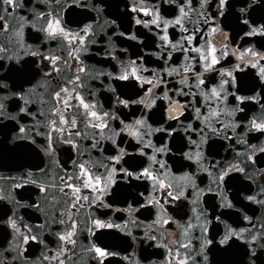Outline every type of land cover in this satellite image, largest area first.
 Here are the masks:
<instances>
[{"label": "flooded vegetation", "instance_id": "1", "mask_svg": "<svg viewBox=\"0 0 264 264\" xmlns=\"http://www.w3.org/2000/svg\"><path fill=\"white\" fill-rule=\"evenodd\" d=\"M18 2H22L24 6L10 9V13H5L3 6L0 5V17H4L3 22L8 24L7 29L0 28V49H7V54L0 52V57H2L0 64L4 65V69L0 70V78L5 77L8 68L13 64L19 67L25 60L30 62L31 68L35 71L24 80L13 76L12 79L6 81L8 87L0 89V94L14 91H22L28 94L31 100V103L27 105L28 109L35 112L40 120H44V116H40V112L43 111L46 114L47 107L41 108V100L46 99L50 91L56 88V82L52 78L44 76L43 67L48 64V61H41L40 56L22 55L19 63L16 62L15 56L19 52L20 40L16 32L20 15L31 19L36 10L52 11L54 14L62 15L65 20L71 17L73 20L79 21L78 24L66 25L72 31L83 28L84 24L92 25V32L86 38L90 42L85 45L89 51L80 54L88 69V76L85 77L87 87L84 89L86 97L89 92H94V99L103 110L121 109L127 114L128 121H134L142 112H146L149 116L156 113L157 122L153 124L154 128L160 126L167 128L171 124L176 129L171 136L167 133L154 132L152 141L157 145L161 142L166 143L172 148L171 152L163 154V158L168 160V166L173 173L171 182L181 186L186 185L185 197L175 203H165L161 194L160 200L163 204V209H161L158 205L146 203L147 193L151 191L149 181H130L118 178L116 184L113 185L115 193L109 192L106 195L109 202L114 201L112 208L94 209L92 215L93 218L99 217L120 227L96 229L90 235L82 223L81 231L75 237V245L67 246L71 252L66 254L65 264H99L94 252L91 251L93 243L106 247L110 252L119 253L117 256L106 257L104 264H151L152 261H163L166 249L157 247L156 241L149 239L150 236H155L157 240L173 247L177 246L178 242L188 243L191 241V248L188 249V252L192 255L193 260L199 261L200 264H214V261L215 264H252V261H255V264H264V248L258 246L260 238H264V192L261 191L264 189V152L257 150L264 147V132L246 130L251 120L255 119L258 122L264 120V82H261L259 78V67H251L253 61L264 62V55L256 58L251 56H248L247 59L239 58L240 53L247 48L264 53V36H246L244 33L249 30V27L242 22L247 17L249 21L255 20L257 25L264 24V0H227V4L231 7L224 9L225 16L219 15L217 0H209L207 15L216 13V16L215 20L209 21L208 24L204 22L206 17L197 16V13L202 11L199 8V0H193L192 7L195 10L189 12L188 17L185 18L184 23L189 32L199 28L198 31H195L193 45L190 47L206 49L209 41L218 50L225 44L228 46V55L220 56L215 70L205 72L199 64H192V67L205 77V85H202L201 88L207 91L213 84H219L218 71L221 67L233 68L239 64L242 71H234L233 75L243 80L251 90L238 94L257 96L256 100L239 102L235 100L234 95H229L225 104L218 106L232 109L239 105L243 110L235 111L231 116L222 115L219 118H212V124L217 128L220 127L221 123L225 125L232 122L238 123H236L235 131L232 127H226L220 130L219 135H213L207 130L204 131L207 141L200 143V149L203 152L202 162L188 160L184 157L183 153L190 149L193 150L192 155H195L196 144L191 143L189 136L197 143L201 140L200 132L191 130L185 132L184 129L189 122L192 123L194 129H202L204 126L200 119L195 118L196 113L192 107L186 105L182 107L175 103L177 100L187 101L188 104L193 105L199 102L198 106L201 107L202 113L209 111L207 104L203 102V97L200 95V89L193 88L196 93L195 96L185 95L188 91L187 88H184L183 92L179 94L175 92L176 88L182 87L180 84L182 78L194 80L195 74L189 73L187 77H182L175 74L169 75L168 71H164V69L171 70L182 63H187L184 60V53L174 51L167 63L154 56L152 53L159 51L156 47V43L159 41L154 32L134 23L129 26L127 20L122 16L125 12V3H130L131 0H81L84 4L90 2V6L80 8L72 5L71 13L65 7V0H18ZM157 6L162 7V9H177L176 4L165 3L164 0H159ZM242 7L247 9L243 14L240 12ZM178 14V9L172 13L173 16ZM131 15H140L144 19H150L149 16H144L142 13H132ZM122 21L128 26L129 32L137 34L142 32L144 33L143 37L134 41L128 36H121L120 32L123 31V28L120 25ZM212 24L218 25V30L212 31L210 28ZM168 31L170 39L173 41L186 35L176 26H170ZM23 40L26 46L31 45L32 51L39 48L44 54L51 52L70 61V66L65 65L63 60L60 62L61 73L58 79L61 83L66 78H70L75 71L76 65L68 57V49L63 46L60 38L46 41L43 33L32 28L31 24H26L23 29ZM145 44H150V47L145 48ZM111 54H114L116 59H113ZM74 55L75 53H73ZM162 55L166 57L167 53H162ZM188 55L198 58L199 54L190 51ZM8 56H12L13 59L9 60ZM139 57H143V61ZM130 59H136L137 64L143 63L147 66L148 71L143 72L145 77L153 76L154 73L156 77H161L162 80L166 81V83H157L154 80L153 84L144 83L142 86L137 83L136 90L144 96L146 103L150 97L155 95L156 103L152 109H145L143 105H130L128 108H123V106L115 104L116 93L107 87L108 84L115 86L118 83H124L110 79L107 73L118 72L120 62L126 64ZM97 73H103V75L97 76ZM52 75L55 76L56 74L53 73ZM13 83L17 87L12 88ZM225 87L228 88L229 93L235 91L230 84L225 85ZM149 88L151 91L145 93V90ZM119 91L117 89V92ZM165 91H167L169 100L164 99ZM135 98L133 97V99ZM13 101H15L16 106H13ZM170 101L172 108L180 109L181 114L177 120L169 118L174 115L169 108ZM23 103L13 96L5 101L8 111L15 114L20 123L26 127L37 126V117L31 116L27 112L19 113V106H23ZM133 108L137 109L135 114L132 113ZM20 117L23 119L21 120ZM118 117V119L109 121V129L105 130L106 136L110 134L112 128L122 129L124 127L123 124H120V119L124 117L119 116V113ZM149 122L151 123V121ZM15 124L16 121L10 123L9 119L0 117V196L9 197V199H0V220L7 219L3 215V211L6 209L7 214L14 215L19 223L28 224L32 228L31 234L38 235L44 240V243L29 241L21 246L18 241L13 239L12 229L8 228L6 224L0 223V264H55V262L44 260L43 256L56 253L60 243L54 231L49 230L47 223L52 213L58 211L54 207L57 201L50 200L49 196L55 194L58 197V193L51 191L40 193L35 184H24L20 188L14 186L21 183V178L26 176L29 171L32 172V179L41 182L47 181V176L63 174V167L70 166V155L74 156L76 153L70 150V146L63 144L56 134L53 135V151L45 153L41 146H46V137L44 135L36 136L34 132L31 135L35 137L36 144H32L27 150H16L14 149L15 144H28L30 141L13 139L18 134L17 128L12 127ZM40 131L45 132L46 129L41 126ZM88 132L89 135L80 140L79 149L84 152L85 158L90 164L97 166L94 170L104 174V168L101 165L112 163L106 157L116 154L117 150L109 139L100 141L103 148H91L92 130L88 129ZM177 133L179 136L174 141L173 137H176ZM161 135L164 136L163 141L160 139ZM116 140L128 151L129 155L143 159L144 166L147 165V156L141 157L133 148H129V145L139 146L131 136L121 132ZM209 144L212 145L211 152L208 149ZM250 145L254 147H250ZM145 151L150 153L151 149L147 148ZM248 155L253 156L252 161L247 159ZM160 156L161 154H157L158 158ZM169 156L172 157L171 160L168 159ZM127 158V156L124 157V159ZM229 164L236 165L238 168L243 167L245 171L229 170L228 176L225 177L226 182L220 184L215 178L218 177L222 169H227ZM119 166L127 167L123 162ZM204 168H209L210 172L205 171ZM185 173L194 178L195 188L191 181L186 182L180 179ZM48 182L50 183V181ZM217 186L220 188L219 192L205 191L202 195L197 194V189L206 190ZM141 193L145 195L141 196ZM248 195L255 196L256 200H247ZM224 196H227L228 200L232 202V208L220 207L221 199ZM193 200H198V203H193ZM31 204L38 206L30 207ZM129 206H131V210H129ZM194 207L196 212L192 210ZM87 212V209H81L78 218L83 221ZM222 213L224 215H221ZM197 215H200L199 222L196 219ZM217 216L220 217V220L214 219ZM245 216L250 219L245 220ZM169 217L171 219L168 220V223H163ZM158 219L161 221L159 224L155 223ZM205 221H211L207 224L209 228V232L206 234L207 238L213 239V235H215L213 243L205 248L207 261L203 260L198 251L204 236L199 224ZM41 223H45L44 228L40 227ZM188 223H192L194 227L185 234L184 230ZM226 225L237 230L246 229L245 235L258 236L255 256L245 255L248 245L235 237L233 238L234 243L230 241L232 243L231 249L227 252L221 250L226 246H220L218 240L225 231ZM51 227L60 229L63 226L51 225ZM121 229L124 230L121 231ZM181 251L183 254V250ZM189 264H192V261Z\"/></svg>", "mask_w": 264, "mask_h": 264}, {"label": "snow or ice", "instance_id": "2", "mask_svg": "<svg viewBox=\"0 0 264 264\" xmlns=\"http://www.w3.org/2000/svg\"><path fill=\"white\" fill-rule=\"evenodd\" d=\"M165 3H174L177 5L178 15H172L177 9H162V7L157 6L159 0H131L130 3H125V12L122 14L124 19L127 20V24L130 26L132 23L135 25H142L144 28L148 29L151 32H154L155 37L159 41L156 43V47L159 51H155L152 54L158 59H163L165 63L167 60L172 57L174 51H180L184 53V60L187 63H182L176 68L171 70L164 69L168 71L169 75L175 74L177 76L187 77L189 73L195 74V79L190 80L188 78H182L180 84L182 87L176 88L175 92L177 94L183 92L184 88H187L188 91L185 95L195 96L196 93L193 91V88L200 89V95L203 97V102L207 104L208 112L201 111V107L198 106L199 102L195 105L188 104L187 101H175V103L180 104L182 107L185 105L187 107H192L196 113L195 118L201 120V124L204 126L202 129H194L191 122L187 124V127L184 129L185 132L198 131L201 134V140L197 143L191 136L189 140L191 143L196 144L195 155H192L193 150H189L183 153L184 157L188 160H193L196 162H202L203 152L200 149V143H206L207 137L204 135V131H210L213 135H219L220 130L226 127H232L235 131L236 123L232 122L228 125L223 123L220 124V127H214L212 124V118H219L222 115L231 116L235 111H242L237 105L235 108L228 109L227 107H218L221 104H225L229 95H234L235 100L243 102L244 100H256V95L244 96L238 93L244 91H250L251 88L246 86L245 82L238 78V76L233 75L234 71H242L241 65L237 64L233 68H224L221 67L218 71L220 77L219 84H213L210 89L205 91L201 88L202 85H205V77L197 72V70L192 67L193 63L200 65L201 69L205 72L215 70V66L219 63L220 56H227V44L223 45L221 49H217L210 41L207 44V48L201 47H190L193 45V39L195 31H198L199 28L194 29L192 32H189L188 28L185 26V18L188 17L189 12L194 11L192 7L193 0H164ZM0 5L3 6V11L5 13H10V9H16L23 7L22 2L18 0H0ZM72 5L78 6L80 8H87L89 4H84L81 0H65V7L68 8L69 13L72 11ZM209 6V0H199V8L202 10L197 13V16H204L205 24H208L209 21H214L216 13L212 15H207V9ZM217 6L220 16H225L224 9L226 7L230 8L231 5L227 4V0H217ZM247 11L246 8L242 7L240 12L243 14ZM132 13H142L144 16H149L150 19H144L140 15L133 16ZM163 13V14H162ZM119 18V17H118ZM4 17H0V28L7 29L8 24L4 23ZM115 23V21H112ZM243 24L249 27V30L244 34L246 36L261 35L264 36V24L257 25L255 20L249 21L247 17L243 19ZM78 24L79 21L73 20L69 17L67 20L63 18L60 14H54L52 11H41L36 10L31 19H27L24 15H20L19 23L17 26V36L19 40V52L15 56L16 62L19 63L20 57L22 55H31V56H40L41 61H48V64H45L43 67V72L45 77H50L56 82V88L51 90L46 99L41 100V108L47 107V113L41 111L40 116H44V120H40L37 117L35 112H31L27 105L31 103L29 95L22 91L14 92H5L0 94V117H4L11 121H16L15 125L12 127L17 128V135L13 137L14 140H27L30 143H20L15 144L14 149L16 150H27L31 147L32 144H36V139L31 133H35L36 136L44 135L46 137V146H41L42 150L45 153H51L53 151V135L56 134L57 138L63 143L70 146V150L75 152L76 155H70L69 158V167H63V174H55L47 176V181L41 182L35 179H32V172L29 171L26 176L21 178V183L16 184L14 187L20 188L24 184H35L39 189L40 193H47L49 191L53 193H58V197L54 194L49 196L50 200H56L55 208L58 211H54L49 217L48 227L50 231H54L57 240L60 242L57 247L56 253L48 256H43L44 260L49 262H55V264H65L68 253L71 252L68 245H75V237L81 231V224H84V228L91 235L96 229H105V228H119V225H114L106 220H103L99 217L93 218L92 211L94 209L101 208H112L113 202H109L106 199L107 193H115L113 185L116 184L117 179L121 180H147L150 182L151 191L147 193L148 199L146 203L148 205H158L163 209V204H161V194L165 203H175L177 200H180L182 197H185V186L179 184H174L171 182L173 173L171 168L168 166V160L163 158V154L169 153L172 151V148L168 144L161 142L159 145L153 143L152 134L154 132L167 133L171 136L173 132L176 131L171 124L164 128L153 127V124L157 122L156 113H153L149 116L146 112H142L138 118H135L134 121H128V116L121 109L105 111L101 106L98 105L94 92H89L88 96L84 95V89L87 87L85 77L88 76V69L81 59V53H86L89 49L85 46L90 41L86 40L89 36V33L92 32L91 24H84L83 28H78L76 31H72L66 25ZM26 24H31L32 28L37 29L39 32L43 33L44 39L47 40H56L60 38L63 42V46L68 49L67 55L74 61L76 68L75 71L71 74L70 78H66L63 83L58 79L61 73V61L65 65L70 66V61L63 59L62 56L55 55L51 52L44 54L41 49L35 51L31 50V45H25L23 40V29ZM176 26L179 27L186 35L181 36L179 40L173 41L169 36V27ZM123 28V31L120 32L121 36H128L131 40H139L143 37L144 33H133L129 32L128 26H126L123 21L120 25ZM227 27V25H225ZM212 31L218 30V25H210ZM145 48L150 47V44H145ZM194 51L198 53V58L196 56H189L188 53ZM0 52L7 54V49H0ZM167 53L165 57L162 53ZM73 53L75 55L73 56ZM247 54V55H245ZM113 59H116L114 54ZM135 56V53L133 54ZM264 55L259 51H255L251 48L244 49V52L240 53V59H247L248 56L253 58L260 57ZM2 58V57H0ZM9 60H12V56H8ZM143 61V57H139ZM251 67H259V78L261 82H264V62L259 60L253 61ZM4 69V65L0 64V70ZM34 69L31 68L29 61L25 60L23 64H20L19 67L16 64H13L8 68L7 74L4 78H0V89L7 88V80L12 79L13 76L19 77L20 79H26L30 74L34 73ZM148 71L147 66L143 63L137 64L136 59H130L126 64L120 62V70L118 72H108L107 75L110 79H115L117 81H122L124 83H118L115 86L108 84L107 87L114 93H116L115 104L123 106V108H128L130 105H143L145 109H152L153 105L156 103L155 95L150 97L145 102L143 95H140L137 92V83L141 86L144 83L149 85L155 82L157 83H166L162 80L161 77H156L153 73V76L145 77L143 72ZM56 75L53 76L52 74ZM103 75V73H97V76ZM235 89L234 92L229 93L228 88L225 85H229ZM17 87L15 83L12 84V88ZM254 87V85H253ZM117 89L120 91L117 92ZM151 88L146 89L145 93L150 92ZM10 96L16 97L19 100L23 101V106H19V113H28L29 115L36 118L35 127H26L23 123H20L17 120V116L8 111L5 101L9 99ZM133 97H136L133 99ZM164 99L169 100L170 98L165 91ZM13 106H16L15 101H13ZM169 108L171 109L174 115H171L169 118L177 120L181 114L180 109L172 108V102H169ZM137 111L136 108L132 109V113L135 114ZM119 116H123V119H120V124H123L124 127L121 128H112L108 136L105 135V130L109 129V121L118 119ZM22 120L23 117H20ZM151 121V123L149 122ZM46 129L45 132L40 131V127ZM88 129L92 130V143L91 148L95 149L97 147L103 148V145L100 143L101 140L109 139L112 144L115 146L116 154L108 155L106 159L112 163L101 165L104 168V174H101L94 170L97 167L94 164H90L85 158L84 152L79 149V142L83 138L89 135ZM246 130L251 131H260L264 132V120L257 121L255 119L249 122V127ZM121 132L127 133L131 136L136 142L137 145H129V148H133L135 152L139 153L141 157L147 156L148 163L144 166V160L133 157L129 155L128 151L121 146L120 143H117L116 137L120 135ZM179 136V133L176 134V137H173L175 141ZM99 138V139H97ZM225 138H228L225 136ZM161 141H163L164 136L161 135ZM246 142V141H245ZM175 147V144H173ZM250 147H254L251 146ZM150 148L151 152H146L145 149ZM209 152L212 150V145H208ZM260 152H264V147L257 149ZM112 151V149H109ZM157 154H161L158 158ZM128 157L124 159V157ZM169 160L172 159L171 156L168 157ZM247 159L249 161L253 160L252 155H248ZM126 164L127 167L119 166ZM182 166V164H181ZM205 171H209V168H204ZM239 171L244 172L243 167H237L236 165L229 164L227 169H222L219 172L218 177L215 179L220 183H225V177L228 176V171ZM40 171H43L40 169ZM122 174V175H118ZM180 179L191 181L192 186L195 188V180L188 173H185ZM231 179V177H229ZM50 181V183L48 182ZM205 191L209 192H219L220 188H208V189H197V194L202 195ZM264 192V189L261 190ZM155 194V195H154ZM145 195L141 193V196ZM0 199H9L6 196H0ZM249 201L256 200V197L253 195H248L246 197ZM20 203L19 201L17 202ZM193 203H198V200H193ZM30 207H37L36 204L29 205ZM220 207L232 208L233 204L228 200L227 196L222 197ZM81 209H87L88 212L85 216V219L81 221L78 216ZM131 210V206H129ZM193 212H196L194 207ZM106 215V213H104ZM3 215L7 217L6 220H0V223L6 224L8 228L12 229L13 239L18 241L22 246L27 244L29 241H38L39 243H44V240L41 239L38 235L31 234L32 228L28 224H21L14 218V215H8L7 210L3 211ZM221 215H224L222 213ZM171 217L164 220L163 223H168ZM197 221H200V215L196 216ZM216 220H220V217H214ZM245 220L250 219L245 216ZM161 221L158 219L155 223L159 224ZM211 221H205L200 223L202 233L204 234L201 243L199 245V254L203 257L204 261H207L208 257L205 253V248L207 245L213 243V239L207 238V233L209 228L207 224ZM51 225H60L63 226L60 229H53ZM41 228L45 227V223L40 224ZM194 225L188 223L187 228H185V234L189 229H192ZM23 229V231H22ZM124 229H121L123 231ZM246 229H234L231 226H227L225 231L221 234L218 244L223 247L221 250L227 252L232 247L234 243L233 238L239 239L243 243L248 245V250L245 252V255H256L257 248V235H245ZM149 239L155 240L157 247H163L166 249L165 258L163 261H152L151 264H189L192 261V264H200L199 261H194L192 255L189 254L188 249L191 248V241L188 243L178 242L177 246L173 247L168 244H164L161 240H157L155 236H150ZM230 241L232 243H230ZM260 248H264V238H260L258 245ZM183 250V254L182 251ZM91 251L94 252L95 258L98 259L99 264H104L105 258L108 256H117L119 253L110 252L106 247H101L95 243L91 245ZM211 251V249H209ZM215 264V261H214ZM252 264H255V261H252Z\"/></svg>", "mask_w": 264, "mask_h": 264}]
</instances>
